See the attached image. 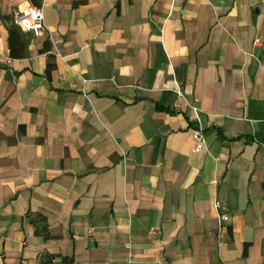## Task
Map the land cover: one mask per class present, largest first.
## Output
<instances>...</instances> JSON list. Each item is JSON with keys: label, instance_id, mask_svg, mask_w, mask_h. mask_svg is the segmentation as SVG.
Returning <instances> with one entry per match:
<instances>
[{"label": "crops", "instance_id": "0c3cea01", "mask_svg": "<svg viewBox=\"0 0 264 264\" xmlns=\"http://www.w3.org/2000/svg\"><path fill=\"white\" fill-rule=\"evenodd\" d=\"M0 264H264V0H0Z\"/></svg>", "mask_w": 264, "mask_h": 264}, {"label": "built area", "instance_id": "2783aa9c", "mask_svg": "<svg viewBox=\"0 0 264 264\" xmlns=\"http://www.w3.org/2000/svg\"><path fill=\"white\" fill-rule=\"evenodd\" d=\"M15 23L24 31L32 33L35 37H41L46 31L45 13L42 6L29 4L16 12ZM258 41H256V44ZM180 96H183L181 90L178 91ZM192 109L198 111V107L193 105ZM195 148L194 151L199 152L206 148L205 133L201 127L194 131ZM215 208L218 211L219 222L225 223L230 221V216L227 207L219 200L215 202ZM226 244V243H224Z\"/></svg>", "mask_w": 264, "mask_h": 264}]
</instances>
